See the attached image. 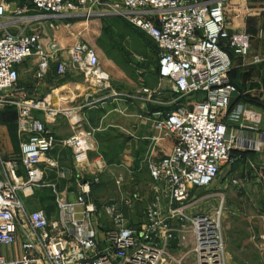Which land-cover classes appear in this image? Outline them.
<instances>
[{
  "label": "built area",
  "instance_id": "1",
  "mask_svg": "<svg viewBox=\"0 0 264 264\" xmlns=\"http://www.w3.org/2000/svg\"><path fill=\"white\" fill-rule=\"evenodd\" d=\"M22 1L25 5L13 11L12 22L48 23L53 28L49 22L53 18L114 17L152 38L159 49V75L169 85V96L160 87H144L138 99L158 107L151 114L155 128L173 134L177 142L166 156L148 160L157 190L136 229L126 222L117 203L99 209L92 198L99 175L78 179L74 195L60 190L57 183H47L42 165L48 154L60 144L77 156L86 155L92 148V134L79 127L81 121L76 117L78 128L69 137L59 141L48 131L42 116L54 117L58 111L50 106L49 97H27L19 87L18 67L37 55L36 79L43 81L63 47L45 39L41 32L8 31L9 9L6 0H0V111L17 110L21 140L19 160L0 156L4 170L0 179V247L12 248L20 241L22 249L17 258L0 254V264H186L192 256L193 264H227L224 203L203 211L193 192L210 189L224 165L233 163V152L260 150L257 141L242 133L257 131L264 115L242 104L231 109L239 91L230 78V52L238 59L247 58L252 36L227 27L229 0ZM30 6L35 13L26 15ZM69 56V61H58V75L78 70L95 88L111 89L95 48L79 42L69 50ZM263 62L260 56L253 58V64ZM233 128L239 133H233ZM20 167L26 179L21 177ZM60 177L66 178L65 171ZM121 183V179L116 182ZM35 188L52 191L56 217L50 218L44 209L23 200L21 194L29 196ZM127 204L132 205L131 201ZM102 216L107 217L109 226L100 222ZM189 235L193 247L184 251Z\"/></svg>",
  "mask_w": 264,
  "mask_h": 264
},
{
  "label": "crops",
  "instance_id": "2",
  "mask_svg": "<svg viewBox=\"0 0 264 264\" xmlns=\"http://www.w3.org/2000/svg\"><path fill=\"white\" fill-rule=\"evenodd\" d=\"M248 1L229 0L228 7H230V4L238 3L241 11L244 9L249 11ZM242 2H246V8H244ZM6 4L9 9L6 17V21H9L6 25L8 31L12 33L41 32L45 39H53L63 47L62 55L50 63L49 72L43 81L36 79V72L39 66L37 55L29 58L18 67L19 86L25 91L27 97L40 99L49 97L50 106L58 111V114L54 117L42 116L48 131L59 141L65 139L71 136L75 129L78 128L74 123L76 117L81 121L79 127L85 132L92 134L90 142L92 148L86 155L77 156L73 154L70 148H65L58 144L44 159L42 167L44 169L45 181L47 183H57L60 190L66 193H69V190H73L71 193L74 195L73 193L77 190L76 181L78 179L89 178L96 174L99 175L100 179L104 180L105 174L113 170L111 167H115L113 165H122L120 167H124L128 171V174L130 173L132 175L131 181H129V185L131 186L128 190L126 189L129 196H133L130 198L132 207L134 206L137 211L142 212V203L147 205L157 190V185L148 171V160H158L166 156L171 152L177 142V138L173 134L159 131L155 128L151 114L157 111L158 107L138 99L144 87L153 90L160 87L167 91L165 95L169 96V85L159 75V63L156 65V73L151 77L150 82L152 83L149 85L141 83V86L139 85L135 88L131 80L121 81L114 85L110 81L111 89L102 91L86 82L84 74L74 69L70 70L66 75L60 76L57 71L58 65L60 64L58 61H69L67 59L70 58L69 50L71 49H65L64 43L61 40L62 33L66 34L68 32L66 30L70 22H78L80 20H86V18L75 17L70 20L53 18L49 21L54 25L53 28L49 27L48 23H31L28 21L12 22L15 20V15H12L13 11L23 7L25 2L22 0H6ZM227 12L228 8L226 16ZM34 13L35 11L30 6V10L26 15H33ZM239 17L236 18L238 19ZM94 19L101 20L102 18L99 19L97 17ZM247 26L246 23H243L241 27H238L236 21L227 23V27L231 32H248L251 34L250 27ZM64 28L66 29L64 30ZM80 36L78 35L71 47L79 42L90 46V43ZM258 38L264 43V32ZM255 49L252 46L249 56L245 59H238L230 52L233 58V69L230 72V78L234 83V63H250L251 65H256L253 64V58L259 55ZM240 67H245V65L243 64ZM101 69L104 71L102 66ZM111 73L114 72L112 71ZM112 78L115 80V76H112ZM238 91L239 94L232 99L231 109L242 104L264 113V91L262 87L259 89V87L254 86L246 92H242L238 87ZM253 93L257 94V96L252 95ZM248 94H251L252 97L258 100L249 102ZM6 109L0 111V156L5 160H19L21 140L18 135L17 122L14 128L6 124L9 120L16 118L17 113H14V111L17 110L15 108ZM231 131L233 133H239L236 128L231 129ZM242 136L257 141L260 144V150L233 152V163L224 165V167L228 165L231 168L228 171V177L225 180L221 179L217 184L216 182L218 180L215 181L213 187L210 189L193 192V198L200 200L199 205L201 210L207 211L210 208H215L220 204V201H223L225 214L227 209L226 199L231 188H244L240 181H249L252 177L264 179V115L257 131L244 130ZM52 163L55 164L54 167L50 166ZM108 163L112 165H108ZM62 171L66 173L65 179L60 177ZM19 173L23 179H26V174L22 167H20ZM128 174L118 178V180H122L121 184L125 183L124 178H127ZM143 175L147 176L151 181L149 200H145L140 192V186L144 182ZM3 178L4 170L0 165V179ZM104 183L105 181L102 184ZM94 187L92 195L97 193L94 192ZM40 189L42 188L30 190L29 196H25L23 193L21 196L31 207L44 209L50 218L56 217L57 207L55 201L52 202L50 207L48 205V197ZM241 225H237L238 227L232 225L236 229V235L232 237L228 233L231 230L230 227L227 226L225 228L226 263H236L234 253L236 243H238L241 246L238 250L243 254L245 259L244 264H264V223ZM130 226L135 229L138 227V225ZM176 245L179 246L180 243ZM185 245L189 248L193 247V237L191 235L187 236ZM4 248L0 247L1 250ZM2 252L1 255H5ZM4 252L6 253L5 256L9 258L19 257L22 253L20 241L12 248H5Z\"/></svg>",
  "mask_w": 264,
  "mask_h": 264
},
{
  "label": "rangeland",
  "instance_id": "3",
  "mask_svg": "<svg viewBox=\"0 0 264 264\" xmlns=\"http://www.w3.org/2000/svg\"><path fill=\"white\" fill-rule=\"evenodd\" d=\"M247 3L249 11L247 9L241 11L238 3L230 4L226 20L227 23L236 21L238 27H241L243 23H246L248 25L247 27H250L249 30L252 36L251 48L252 46L256 48L257 54L264 59V43L258 38L264 32V0H249ZM242 4L246 8V2H242ZM236 17L239 18L237 19ZM68 26L66 30L68 32L66 34L62 33L61 36L65 49L69 50L72 48L71 46L74 40L78 35H81L80 37L88 41L90 46L94 47L98 52L101 66L106 74L110 76L112 85L118 82L120 83L121 81L124 82L125 80H131L134 88L139 85L141 86V83L148 85L152 83L150 82L151 77L156 73V65L159 63V49L153 39L146 33L133 28L120 18H102L101 20L86 19L78 22H70ZM243 64L245 67L241 68L240 66ZM112 71L114 73H111ZM112 76H115V80H113ZM233 76L236 85L242 92L249 91L254 86L259 87V89L262 87L264 91V62L256 65H251L250 63H234ZM252 95L257 96L254 93ZM247 97L250 99L248 100L249 102L258 100L252 97L251 94H248ZM14 113H17V111H14ZM17 115L18 113L16 114V118L6 123L11 128L15 127ZM108 165L112 164L108 163ZM113 166H115L111 167L113 170L105 174L104 180L100 179L99 185L94 187V192L97 193L92 196L100 210H104V207L109 203H117L126 222L129 225H139L142 215L144 216L145 214L146 204L142 203V212L137 211L134 206L132 207V205L127 204V201H130V198L133 197L129 196L127 191L131 186L129 185V181H131L132 175L130 173L128 174V171L124 167H120L122 165ZM230 169L228 165L223 167L217 179L218 181L216 180V184L221 179L225 180L228 177V171ZM126 174L128 175L127 178H124L125 183L121 185L116 184L118 178ZM143 178L144 182L140 186V192L145 200H149L151 181L145 175H143ZM104 181L105 183L102 184ZM107 182L108 184L106 185ZM240 182L244 188H231L226 199L227 209L222 219L224 236L227 226L231 229L228 233L232 237L236 235V229L232 225L237 226L242 224L241 226H243L246 224L264 223V179L252 177L249 181L243 180ZM40 190L48 197V205L51 207L54 201L52 191L50 190V192L48 188H42ZM69 192H73V190H69ZM105 217L102 216L100 222L105 226H109L110 223L107 217ZM224 240L226 246L225 237ZM240 247L236 243L234 253L235 264L245 263L243 254L238 250ZM4 249H0V254L3 251L2 253L6 255V250L4 252ZM186 249L184 251H189L191 247H187ZM180 252L177 253L180 254ZM186 264H193V256L187 260Z\"/></svg>",
  "mask_w": 264,
  "mask_h": 264
},
{
  "label": "trees",
  "instance_id": "4",
  "mask_svg": "<svg viewBox=\"0 0 264 264\" xmlns=\"http://www.w3.org/2000/svg\"><path fill=\"white\" fill-rule=\"evenodd\" d=\"M231 77V76H230ZM232 80V79H231ZM233 82V81H232ZM234 83V82H233ZM235 84V83H234ZM236 85V84H235ZM237 86V85H236Z\"/></svg>",
  "mask_w": 264,
  "mask_h": 264
},
{
  "label": "water",
  "instance_id": "5",
  "mask_svg": "<svg viewBox=\"0 0 264 264\" xmlns=\"http://www.w3.org/2000/svg\"><path fill=\"white\" fill-rule=\"evenodd\" d=\"M92 19H94V18H92Z\"/></svg>",
  "mask_w": 264,
  "mask_h": 264
}]
</instances>
